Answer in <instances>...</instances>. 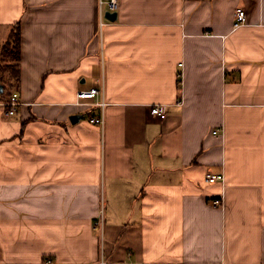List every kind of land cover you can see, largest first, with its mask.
I'll list each match as a JSON object with an SVG mask.
<instances>
[{
  "label": "crops",
  "instance_id": "0c3cea01",
  "mask_svg": "<svg viewBox=\"0 0 264 264\" xmlns=\"http://www.w3.org/2000/svg\"><path fill=\"white\" fill-rule=\"evenodd\" d=\"M119 2L0 0V264H264V0Z\"/></svg>",
  "mask_w": 264,
  "mask_h": 264
},
{
  "label": "built area",
  "instance_id": "2783aa9c",
  "mask_svg": "<svg viewBox=\"0 0 264 264\" xmlns=\"http://www.w3.org/2000/svg\"><path fill=\"white\" fill-rule=\"evenodd\" d=\"M102 3L108 4L110 7V10H115L118 8L120 2L119 0H101ZM247 22V13L246 10L243 7H238L235 10V19H234V28H238ZM100 93V87L93 86L88 89H83L78 91V98L80 99H93ZM6 106L8 115H13L17 111V107L20 104V98L18 91H13L8 100L3 102ZM105 101L102 100L100 102V105L102 107L101 112L99 115H94L93 117H90L89 121L96 124H103L104 123V106ZM151 113L160 117L164 118L167 115V108L165 104H154L151 106ZM216 133V131H214ZM225 178L223 173H206V182L208 183H215L217 181H223ZM215 205L222 204V201L220 198H216L213 200ZM105 260H101L99 262H89L88 264H105ZM45 264H53L51 260H48L45 262Z\"/></svg>",
  "mask_w": 264,
  "mask_h": 264
},
{
  "label": "rangeland",
  "instance_id": "374dc122",
  "mask_svg": "<svg viewBox=\"0 0 264 264\" xmlns=\"http://www.w3.org/2000/svg\"><path fill=\"white\" fill-rule=\"evenodd\" d=\"M11 30L12 28H10L9 26L6 29L0 28V74L3 78V81L6 84V88L9 89L7 93L10 90H13V91L16 90L15 89L16 86L14 84H16L17 82L16 79L13 78L15 71H16V64H15V60L12 58V51L10 50L11 48H13V46L11 45H15V41H13V38H12V41L7 42L9 39ZM14 37H15V33H14ZM5 45L10 46L9 53H8L9 57H6L7 56L6 49L8 48ZM5 57L8 60H5ZM2 101L5 102L6 100L5 101L2 100Z\"/></svg>",
  "mask_w": 264,
  "mask_h": 264
},
{
  "label": "trees",
  "instance_id": "16d2710c",
  "mask_svg": "<svg viewBox=\"0 0 264 264\" xmlns=\"http://www.w3.org/2000/svg\"><path fill=\"white\" fill-rule=\"evenodd\" d=\"M13 32L15 33V37H14V33ZM12 38H13V41H15V45H11V46H13V48H11L10 50L12 51V58L15 60V64H16V71H15V74H14L13 78L16 79V81L18 82L19 77H20V58H21L20 57L21 56V28H20L19 22L14 23L12 25V30L10 32L9 39H8L7 42L12 41ZM5 46L8 48V49H6V52H7V56L6 57H9L8 53H9V47L10 46H7V45H5ZM6 57H5V60H8ZM0 82L3 83L4 87H5L4 92L0 94V100L1 101L2 100H4V101L6 100L7 101L9 96H10V94L13 92V90H10L7 93V91L9 89L6 88V84L3 81V78L1 76V74H0Z\"/></svg>",
  "mask_w": 264,
  "mask_h": 264
},
{
  "label": "water",
  "instance_id": "95a60500",
  "mask_svg": "<svg viewBox=\"0 0 264 264\" xmlns=\"http://www.w3.org/2000/svg\"><path fill=\"white\" fill-rule=\"evenodd\" d=\"M106 17L112 21L117 19V11H107L105 13ZM5 90L4 84L0 82V94ZM82 117L80 114H75L70 117L72 122H77Z\"/></svg>",
  "mask_w": 264,
  "mask_h": 264
}]
</instances>
